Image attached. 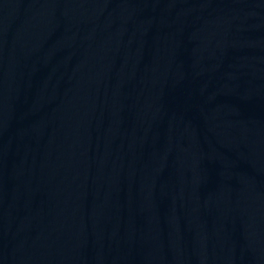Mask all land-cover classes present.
Masks as SVG:
<instances>
[{
    "label": "water",
    "instance_id": "obj_1",
    "mask_svg": "<svg viewBox=\"0 0 264 264\" xmlns=\"http://www.w3.org/2000/svg\"><path fill=\"white\" fill-rule=\"evenodd\" d=\"M0 264H264V0H0Z\"/></svg>",
    "mask_w": 264,
    "mask_h": 264
}]
</instances>
